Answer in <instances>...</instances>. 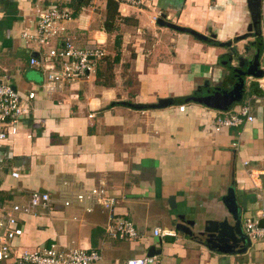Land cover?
<instances>
[{"label":"crops","instance_id":"crops-1","mask_svg":"<svg viewBox=\"0 0 264 264\" xmlns=\"http://www.w3.org/2000/svg\"><path fill=\"white\" fill-rule=\"evenodd\" d=\"M50 2L70 9L72 19L64 23L61 37L40 42L38 11ZM163 13L167 21L207 39L161 23ZM258 18L261 22L253 24ZM263 26L262 0H114L111 7L108 0H0L3 79L23 94L37 90L23 131L0 141V213L28 203L33 191L52 198L50 207L18 214L24 232L12 241L13 249L53 242L73 247L64 230L74 225L79 240L74 247L101 251V264L150 256L152 246L160 264H264L263 239H250L244 250L222 251L198 235L208 219L234 222L224 201L230 188L243 230L246 218L264 208L262 91L248 76L252 80L246 79L242 100L227 109L185 98L205 84L234 86L242 70L236 62L246 61L245 70L254 62L238 54L240 40H249L254 55L259 51L261 66ZM68 37L80 46H103L107 54L94 73L47 96L41 90L47 78L44 58ZM34 58L40 63L33 64ZM165 98L171 102L137 106ZM247 103L253 121L214 129L218 114ZM101 177L117 198L113 213L133 221L143 236L111 238L106 230L110 208L95 204L89 212L84 204L64 203L79 185L88 189ZM180 217L195 221L193 234L176 228V237L153 234L155 227H174Z\"/></svg>","mask_w":264,"mask_h":264},{"label":"built area","instance_id":"built-area-1","mask_svg":"<svg viewBox=\"0 0 264 264\" xmlns=\"http://www.w3.org/2000/svg\"><path fill=\"white\" fill-rule=\"evenodd\" d=\"M51 1V0H50ZM120 2L138 4L141 0H118ZM264 3V0H262ZM72 19V12L68 8L60 7L58 3L50 2L38 11V39L46 42L51 37H61L65 31L64 23ZM61 33V34H60ZM264 35V26H263ZM107 54L100 45L80 46L68 37L59 47L50 49L44 58L47 78L41 85V90L47 96L63 92L71 83L87 77L96 71L98 61ZM33 64L40 61L32 59ZM262 75L253 77L262 91L264 99V58L260 66ZM6 75L0 70V141L14 137L23 131V122L31 113L32 102L37 97V90L21 93L13 84L5 81ZM185 105H180L184 110ZM92 116V115H91ZM255 115L251 103L240 105L239 109L227 114H218L214 120V129L224 127H239L245 122L253 121ZM32 137L31 132H27ZM236 145V142L233 143ZM19 177L18 171L12 172ZM75 192L72 198L65 199L66 205L74 201L84 204L89 212L94 210L95 204L110 208L107 235L111 238L134 240L143 236L133 221L113 213L117 198L110 194L106 179L101 177L98 182L88 189L82 188ZM51 195L48 192L33 191L28 203L14 204L11 211L0 213V264H101L104 256L97 249L66 247L56 242L44 247H24L14 250L12 241L24 232L19 223V213H30L38 207H50ZM244 231L251 240H264V208L257 215L248 216L245 220ZM155 236H177L175 227H155ZM158 256H134L123 264H160Z\"/></svg>","mask_w":264,"mask_h":264},{"label":"water","instance_id":"water-1","mask_svg":"<svg viewBox=\"0 0 264 264\" xmlns=\"http://www.w3.org/2000/svg\"><path fill=\"white\" fill-rule=\"evenodd\" d=\"M258 16H260V13H258ZM167 14L163 13L159 19V21L165 25H168L170 27L176 28L181 31H187L190 32L196 36H198L201 39H207V36L196 31L195 29L183 27L180 25H177L175 23L169 22L166 20ZM255 25L261 22V20L258 18V20L254 21ZM253 25H250L249 29L251 30ZM226 44H231L230 42H221L220 45L224 46ZM259 51L255 55L254 62L251 64V66L247 70H241L240 71V77L234 84V86L231 89L228 88H222V87H209L208 84H205L203 86H200L198 90L194 93V95H191L190 97H187V99H191L194 101H199L201 103H204L210 107H214L217 109H227L229 108L233 102L242 100L243 97V89L246 82V79L248 76L252 77H259L262 75V70L259 67L260 66V60H259ZM171 102V99H161L156 104H150V105H137L139 108H143L145 106L149 107H159L162 105L169 104ZM224 201L226 203V206L229 209L230 214L232 215V218L234 220L233 223H231L228 219V217H224L223 219H208L206 220L204 229L199 231L198 235L205 236L206 242L208 245L218 248L222 251H233L235 249L244 250L245 246L244 244L249 241V237L246 235L245 231L242 227V215L241 211L239 209V206L236 202V196L234 189L230 188L228 191V194L224 197ZM180 220L177 222H174V227L182 232H185L187 234H193V230L191 229V225L195 224V221H185L183 217L179 218ZM155 248L152 246L149 250V255L153 256L155 255Z\"/></svg>","mask_w":264,"mask_h":264},{"label":"rangeland","instance_id":"rangeland-1","mask_svg":"<svg viewBox=\"0 0 264 264\" xmlns=\"http://www.w3.org/2000/svg\"><path fill=\"white\" fill-rule=\"evenodd\" d=\"M241 43L243 44V46L241 47V51L242 52H239L238 51V54H242L241 56H243V58L245 59H253L254 57V54H255V48L253 47H250V42H248L249 40L248 39H243V40H240ZM238 60V59H237ZM236 60V61H237ZM238 64V61L236 62ZM249 81L252 80V78H247ZM79 221V220H77ZM75 221H71L72 224H74ZM64 233L66 234V236H70V244L72 246H78L79 245V240L77 241L76 238H77V235H78V232L75 230L74 228V225H72V227L68 230H64ZM81 236V235H80ZM72 239H74V241H72ZM122 244H124V246L127 244L126 242H123ZM105 257L107 258L109 256V253L107 251H105ZM125 254V251H120L118 252V255H122L124 256Z\"/></svg>","mask_w":264,"mask_h":264},{"label":"flooded vegetation","instance_id":"flooded-vegetation-1","mask_svg":"<svg viewBox=\"0 0 264 264\" xmlns=\"http://www.w3.org/2000/svg\"><path fill=\"white\" fill-rule=\"evenodd\" d=\"M255 56V55H254ZM253 58H255V57H253ZM239 64H240V66H242V70H245L244 68H243V65H245L246 64V61H244L243 59H239ZM236 82V81H235Z\"/></svg>","mask_w":264,"mask_h":264},{"label":"trees","instance_id":"trees-1","mask_svg":"<svg viewBox=\"0 0 264 264\" xmlns=\"http://www.w3.org/2000/svg\"><path fill=\"white\" fill-rule=\"evenodd\" d=\"M108 2H109V6L111 7V3L114 2V0H108ZM104 58H105V57H104ZM104 58H103V59H104ZM255 83H256V82H255ZM256 84H257V83H256ZM259 92H261V91L259 90ZM259 92H258V93H259ZM189 97H190V96H189ZM185 98H187V97H185Z\"/></svg>","mask_w":264,"mask_h":264}]
</instances>
